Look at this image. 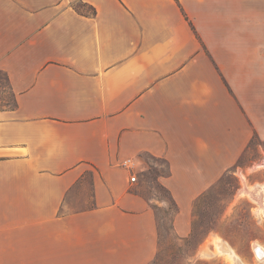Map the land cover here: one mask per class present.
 Masks as SVG:
<instances>
[{
	"label": "crops",
	"instance_id": "obj_1",
	"mask_svg": "<svg viewBox=\"0 0 264 264\" xmlns=\"http://www.w3.org/2000/svg\"><path fill=\"white\" fill-rule=\"evenodd\" d=\"M0 71L15 100L0 108V264H150L142 154L167 166L179 236L225 171L253 168L264 0H0ZM78 187L91 205L65 208Z\"/></svg>",
	"mask_w": 264,
	"mask_h": 264
},
{
	"label": "rangeland",
	"instance_id": "obj_2",
	"mask_svg": "<svg viewBox=\"0 0 264 264\" xmlns=\"http://www.w3.org/2000/svg\"><path fill=\"white\" fill-rule=\"evenodd\" d=\"M14 104L7 76L0 71V108L13 107ZM141 157L147 165L136 191L157 201L153 203V208L158 221V250L150 264H232L227 255L218 251V240L225 242L246 264H264L252 253V250L255 252V243L264 242V207L257 205V201L262 204L263 200L262 196L257 198L246 191L247 188L261 189L260 185H250L249 180L264 179V140L254 136L252 150H247L240 160L252 159L253 168L235 167L225 171L194 201L191 228L185 236H179L174 231L177 207L156 179L168 172L166 164L148 154ZM88 178L89 175H86L83 179L87 181ZM161 200L166 202L164 206L158 204ZM90 205L88 190L85 195L78 187L66 199L65 208L78 209Z\"/></svg>",
	"mask_w": 264,
	"mask_h": 264
},
{
	"label": "bare ground",
	"instance_id": "obj_3",
	"mask_svg": "<svg viewBox=\"0 0 264 264\" xmlns=\"http://www.w3.org/2000/svg\"><path fill=\"white\" fill-rule=\"evenodd\" d=\"M254 251L255 255L257 256L259 261H262L264 257V252L262 250V247L255 243L254 245ZM216 247L220 253H223L228 256L232 264H246V263H241L238 259V257L233 253V251L225 244L223 241H216Z\"/></svg>",
	"mask_w": 264,
	"mask_h": 264
},
{
	"label": "built area",
	"instance_id": "obj_4",
	"mask_svg": "<svg viewBox=\"0 0 264 264\" xmlns=\"http://www.w3.org/2000/svg\"><path fill=\"white\" fill-rule=\"evenodd\" d=\"M123 165H126L128 168H131V162L129 160H125L123 162ZM134 180H135V176L133 175L130 177V181H134Z\"/></svg>",
	"mask_w": 264,
	"mask_h": 264
},
{
	"label": "flooded vegetation",
	"instance_id": "obj_5",
	"mask_svg": "<svg viewBox=\"0 0 264 264\" xmlns=\"http://www.w3.org/2000/svg\"><path fill=\"white\" fill-rule=\"evenodd\" d=\"M263 218H264V216H263ZM259 244H261V243H259ZM262 245V244H261ZM264 248V247H263ZM252 253H253V255L255 254V252H253V250H252ZM254 258H256V255L254 256ZM257 259V258H256ZM258 260V259H257ZM259 261V260H258ZM260 262H262V263H264V261H260ZM249 264H251V263H249Z\"/></svg>",
	"mask_w": 264,
	"mask_h": 264
},
{
	"label": "trees",
	"instance_id": "obj_6",
	"mask_svg": "<svg viewBox=\"0 0 264 264\" xmlns=\"http://www.w3.org/2000/svg\"><path fill=\"white\" fill-rule=\"evenodd\" d=\"M79 7H80V6L78 5V6H77V9H79V10H83V9H81V8H79ZM92 11H94V10H92Z\"/></svg>",
	"mask_w": 264,
	"mask_h": 264
}]
</instances>
